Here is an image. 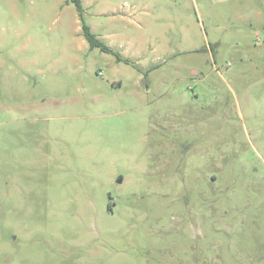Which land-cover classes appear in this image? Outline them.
Wrapping results in <instances>:
<instances>
[{"label": "rangeland", "instance_id": "obj_1", "mask_svg": "<svg viewBox=\"0 0 264 264\" xmlns=\"http://www.w3.org/2000/svg\"><path fill=\"white\" fill-rule=\"evenodd\" d=\"M82 5L0 0V264H264V0Z\"/></svg>", "mask_w": 264, "mask_h": 264}, {"label": "trees", "instance_id": "obj_2", "mask_svg": "<svg viewBox=\"0 0 264 264\" xmlns=\"http://www.w3.org/2000/svg\"><path fill=\"white\" fill-rule=\"evenodd\" d=\"M77 7L78 11L82 14L83 5L82 0H71ZM84 36L88 41L91 49H100L105 53H114L113 50L107 46L103 41L99 40L97 36L92 32L91 28L87 25L84 26Z\"/></svg>", "mask_w": 264, "mask_h": 264}, {"label": "water", "instance_id": "obj_3", "mask_svg": "<svg viewBox=\"0 0 264 264\" xmlns=\"http://www.w3.org/2000/svg\"><path fill=\"white\" fill-rule=\"evenodd\" d=\"M122 181L120 180L119 183H121Z\"/></svg>", "mask_w": 264, "mask_h": 264}]
</instances>
